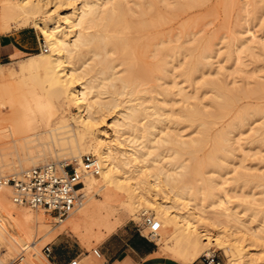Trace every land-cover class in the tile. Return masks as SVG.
Returning a JSON list of instances; mask_svg holds the SVG:
<instances>
[{
    "label": "bare ground",
    "instance_id": "1",
    "mask_svg": "<svg viewBox=\"0 0 264 264\" xmlns=\"http://www.w3.org/2000/svg\"><path fill=\"white\" fill-rule=\"evenodd\" d=\"M173 1L0 0V34L28 26L42 36L40 45L45 48L20 61L0 64V78L8 65L9 79L48 108L47 113L16 115L10 120L14 125L9 122L0 131V168L9 172L49 163L46 158L36 159L47 152L73 160L79 171L82 154L88 151L99 166L97 175L83 176L78 188L81 204L53 227L51 217L14 204L9 184L0 185V249L7 261L2 264H51L40 251V237L49 240L69 231L80 239L103 241L126 218L147 214L160 224L153 239L175 261L191 264L200 254L212 256V246L223 251L225 264L258 260L248 248L259 242L264 245V213L243 220L229 205L224 175L228 156L240 147L241 129L250 126L253 118L262 119L250 128L258 135L253 141L264 145V104L243 103L247 98H263L264 83L237 90L202 78L196 87L213 91L209 107L190 105L188 92L175 81L176 65L188 86L196 72L203 77L201 70L210 65L213 48L204 43L193 54L182 44L187 39L175 44L179 37L164 26L206 0ZM49 3L53 10L47 9ZM62 5H71V11L58 13ZM244 32L248 36L234 37L228 54L239 47L251 48L248 42L256 39L255 32ZM259 41L264 44V38ZM164 83L176 88L184 104L178 112L163 111L153 99L161 95L164 102L171 96ZM118 106L112 120L104 123ZM165 121L185 122L194 127L196 136L183 139ZM207 142L210 146L199 161L195 154ZM10 156L17 161H9ZM247 177L245 172L235 174L231 189L243 185ZM255 178L260 185L264 173ZM117 209L124 217L116 216Z\"/></svg>",
    "mask_w": 264,
    "mask_h": 264
},
{
    "label": "rangeland",
    "instance_id": "2",
    "mask_svg": "<svg viewBox=\"0 0 264 264\" xmlns=\"http://www.w3.org/2000/svg\"><path fill=\"white\" fill-rule=\"evenodd\" d=\"M132 1L133 0H130L129 3L132 4ZM253 1H255V3L252 5L249 3L250 0H206L201 4H197L196 6L187 9L185 12L177 14L169 24L164 26V30H168L170 28L172 32L176 33L179 37L178 41L174 42L175 44L187 39L188 41L182 44L188 46L192 50L193 54H195L196 50H198L204 43H210L213 48V52L208 59L210 61V65L201 70L203 77H201V72H196L192 77L193 82L189 83L188 86H186V83L182 81V77L178 74L180 72V67L178 64L176 65L174 70L175 81L179 86H183L185 91L188 92L191 97L188 101L190 105L198 104L200 107L204 106L205 109L209 107L208 98L212 95L213 91L208 90V87H196L198 86V83L202 81V78L215 80L217 83L226 84L227 87L237 90L253 89L256 88V85L259 82L264 83V44L259 41L264 38V0L263 2L261 0ZM170 2L171 4L174 3L173 0H170ZM75 5L78 6V1L75 2ZM47 9L53 10V3H49L47 5ZM65 11L70 12L71 5H62L57 8L58 13H63ZM245 29H248L250 32H255L256 35V39L253 42H248L249 40L247 41L251 48L245 49V47H239L236 53L228 54L229 47L231 46L232 39L234 37L241 38L248 36V33L244 32ZM20 32L23 33L24 40L30 47L28 53L34 54L39 52V45L40 42H43V38L38 31L27 26L26 29L23 31L21 30ZM20 60L21 59L11 62H8L9 60H7L5 62L8 63L4 62V64ZM9 71L10 69L8 68V65L5 66L3 68V76L0 78V131L2 130V132L4 129L8 128L7 125H10L9 122L14 125V122L10 120L16 115L32 113L42 114L48 112L46 105L36 103L34 99L26 94V92H29L27 88L17 86L9 79ZM162 86L168 87L169 92H171V96H166L164 98V102L161 95H156L153 99L158 100V103L162 106L163 111L167 112V109L172 108L175 112H178L184 104L181 101L180 96L176 94V88L171 87L170 83H164ZM145 98L148 100V96H145ZM252 98H247L245 101L243 100V103L247 102L251 105L257 104L256 106L264 104V97ZM118 99L121 100L123 97ZM200 102H202L201 105L199 104ZM146 104L148 103L146 102ZM119 109L120 106L114 108L112 112L106 116L104 123L110 122L113 115ZM11 112H14L15 114H12ZM5 118H9V121L8 119L6 121ZM261 121L262 119L253 118V122L250 126H245L241 129L242 133L239 141L240 147L234 151V154H230L228 156L225 163L228 165L224 176L227 178L226 187L229 189V205L236 209L239 212V216L245 221L258 219L259 215L264 213V202L262 201L264 197V182L258 185L259 183L255 178V175L264 173V145L253 141L258 137V135L253 134L250 130V128L258 126ZM12 124L11 126H13ZM164 125L171 128L175 126L174 128H176V131L180 133L183 139L196 136L194 127L189 126L185 122L175 125L171 122L165 121ZM100 127L103 128L102 125H100ZM165 130L166 129H164V131ZM107 131L110 133L111 129L108 128ZM209 146L210 142L203 144L201 151L195 154V158L199 161L202 160L204 156L203 153L209 148ZM86 154H90L94 157L90 151L84 152L82 156ZM10 157L9 161H17L16 156ZM44 158L48 159L47 162L49 163L58 164V161H65L68 164L74 165V162L71 159H63L61 157V159H58L51 157V155L47 152H42L41 156L36 159L41 160ZM233 163L234 165H232ZM30 167H32V165L28 168ZM26 169H18V171L8 172L3 170V168H0V178L17 176L22 172V170ZM204 171L212 173V171L206 168ZM243 172L248 174V180L240 187L236 186L233 191L231 188L234 187L233 185H235L234 183L236 182L232 180V177L237 173ZM207 173L205 175H207ZM251 195L253 197H251ZM10 196L11 192L9 197ZM93 196L96 199H99L98 193H93ZM252 198L254 199V202L252 201ZM25 207L26 208L24 209L30 210L27 206ZM253 213H256V216H252L251 214ZM116 216L124 217V212L121 209H117ZM147 216L149 215L147 214ZM142 219L143 217L138 219L126 218L124 223L119 228L124 225L133 229L137 226L141 227ZM49 225L50 227H53L56 226V223H54V221H50ZM119 228H117V230ZM96 231L97 229L94 228L93 233H96ZM142 233L145 235L146 231L142 230ZM36 238H38V236H36ZM39 239H42V247L47 243L52 250L60 248L65 258H70L73 254H80L79 258L81 259H87L97 263L103 262L102 258H96L92 254V250L98 248L101 251L104 240L99 241L93 237L90 239H80L75 232L69 231H62L49 240H45L42 237ZM154 239L153 242L156 243ZM246 243L249 242L246 241ZM163 247V244L156 245L157 254H163L161 256L165 255L167 258L170 257L166 253L162 252L164 249ZM209 250L211 251V254L214 255L215 260L219 261L221 264H225L226 258L222 250L217 249L214 246L210 247ZM248 251L259 257L255 264H264V245L260 242L251 244ZM2 252L3 249H0V261L2 263H7V261L2 257ZM201 256L202 255L200 254L196 258L197 262L201 261ZM17 262L18 260L15 259L13 263Z\"/></svg>",
    "mask_w": 264,
    "mask_h": 264
},
{
    "label": "built area",
    "instance_id": "3",
    "mask_svg": "<svg viewBox=\"0 0 264 264\" xmlns=\"http://www.w3.org/2000/svg\"><path fill=\"white\" fill-rule=\"evenodd\" d=\"M39 49L45 48L39 45ZM99 166L96 159L86 154L82 156L81 168L79 171L71 164L44 163L30 167L19 175L9 178H0V185L9 184L11 188V200L16 205H25L31 210L42 211L51 217L54 223L61 222L69 213L76 209L83 199L78 188L82 186V179L85 174L97 175ZM145 230L144 235L152 240L160 229L158 221L151 216H144L141 227ZM48 259L52 248L46 244L41 249ZM92 254L100 258L98 249H93ZM75 258L67 264H76ZM202 264H221L212 256H201ZM0 264H2L0 262Z\"/></svg>",
    "mask_w": 264,
    "mask_h": 264
},
{
    "label": "crops",
    "instance_id": "4",
    "mask_svg": "<svg viewBox=\"0 0 264 264\" xmlns=\"http://www.w3.org/2000/svg\"><path fill=\"white\" fill-rule=\"evenodd\" d=\"M26 28L11 30L8 33L0 34V64L26 58L32 54L28 43L24 40L23 31ZM29 54V55H28ZM35 54V53H34ZM5 62V63H8ZM100 258L102 263L81 259L80 254H73L65 258L60 248L52 250L48 260L51 264H67L71 260L81 261V264H183L170 257L158 255L156 243L147 239L142 230L124 225L106 237L102 243ZM160 252V251H159ZM191 264H202L201 261H194Z\"/></svg>",
    "mask_w": 264,
    "mask_h": 264
}]
</instances>
